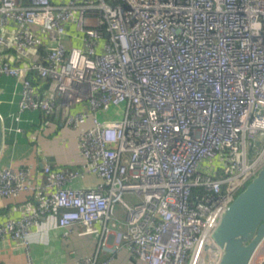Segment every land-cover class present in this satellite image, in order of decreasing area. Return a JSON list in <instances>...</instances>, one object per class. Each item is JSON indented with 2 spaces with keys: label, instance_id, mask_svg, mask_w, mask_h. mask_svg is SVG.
Listing matches in <instances>:
<instances>
[{
  "label": "built area",
  "instance_id": "built-area-1",
  "mask_svg": "<svg viewBox=\"0 0 264 264\" xmlns=\"http://www.w3.org/2000/svg\"><path fill=\"white\" fill-rule=\"evenodd\" d=\"M0 20L16 27L0 47L24 62L0 52V76L23 81L20 113L62 110L75 130L92 120L78 146L102 180L73 189L47 165L37 188L29 170H4L2 197L55 192L0 223V242L29 251L33 229L58 214L57 228H89L100 248L114 238L113 251L144 264H194L216 216L264 167V0H0ZM118 107L121 119H107ZM98 259L81 264L111 263Z\"/></svg>",
  "mask_w": 264,
  "mask_h": 264
},
{
  "label": "crops",
  "instance_id": "crops-1",
  "mask_svg": "<svg viewBox=\"0 0 264 264\" xmlns=\"http://www.w3.org/2000/svg\"><path fill=\"white\" fill-rule=\"evenodd\" d=\"M15 31L14 25L5 26L0 20V36L11 42ZM36 31L40 44L31 56L41 58L47 52L48 40L43 31ZM73 31L70 28V32ZM68 44L71 46L73 42ZM0 52L14 65H23L15 48L5 50L0 47ZM30 78L35 84H39L36 75H31ZM22 85V79L0 76V118L3 131L0 173L6 169L29 170L31 183L41 188L45 183L43 168L50 165L52 169L68 176L71 188L95 189L102 180L90 173L78 146L79 135L92 126V120H87L80 129L75 130L68 126L66 114L62 110H58L50 118L39 111L20 113ZM86 110L87 107L82 105L73 108L72 112ZM54 192L53 188H49L44 193L36 191L18 196H0V223L20 219L34 212ZM117 215L120 221H125L124 210ZM56 217L58 214L55 218H43L41 226L33 229L29 251L11 240L0 242V264H27L29 259L33 264H81L83 259L97 253L99 263L111 260L110 264H144L133 256L128 247L113 251L114 238L108 249H104L99 247V234L93 233L89 228L80 225L71 230L57 228ZM97 226L101 229L100 224ZM43 230H47V233L43 234Z\"/></svg>",
  "mask_w": 264,
  "mask_h": 264
},
{
  "label": "water",
  "instance_id": "water-1",
  "mask_svg": "<svg viewBox=\"0 0 264 264\" xmlns=\"http://www.w3.org/2000/svg\"><path fill=\"white\" fill-rule=\"evenodd\" d=\"M3 131L0 118V151ZM264 242V167L216 216L194 264H251Z\"/></svg>",
  "mask_w": 264,
  "mask_h": 264
},
{
  "label": "rangeland",
  "instance_id": "rangeland-1",
  "mask_svg": "<svg viewBox=\"0 0 264 264\" xmlns=\"http://www.w3.org/2000/svg\"><path fill=\"white\" fill-rule=\"evenodd\" d=\"M118 111L121 112V113H119ZM116 112H118V114H117V118H116V119H121V114H123V108H122V107H118L117 109H113V111L107 116V119H112V118H113V115H114ZM119 114H120V115H119ZM247 185H249V183H248ZM240 193H241V192H240ZM240 193H239V194H240ZM239 194H238V195H239ZM238 195H237V196H238ZM124 200H125L126 202H128V203H132V202L137 203V202H139V199H137V198H135V197H132V196H125V197H124ZM116 211H117L118 214H122V212H123V210H122V206H121V205H117V207H116ZM263 256H264V242H263V244L261 245L260 250L258 251L256 257L254 258V262H253V264H260L261 261L263 260ZM263 264H264V262H263Z\"/></svg>",
  "mask_w": 264,
  "mask_h": 264
},
{
  "label": "bare ground",
  "instance_id": "bare-ground-1",
  "mask_svg": "<svg viewBox=\"0 0 264 264\" xmlns=\"http://www.w3.org/2000/svg\"><path fill=\"white\" fill-rule=\"evenodd\" d=\"M254 262V261H253ZM253 262H252V264H253Z\"/></svg>",
  "mask_w": 264,
  "mask_h": 264
}]
</instances>
